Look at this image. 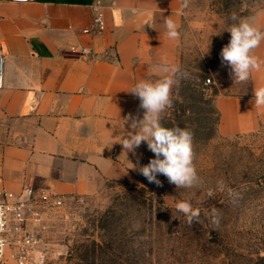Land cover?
Returning <instances> with one entry per match:
<instances>
[{
	"label": "crops",
	"instance_id": "obj_1",
	"mask_svg": "<svg viewBox=\"0 0 264 264\" xmlns=\"http://www.w3.org/2000/svg\"><path fill=\"white\" fill-rule=\"evenodd\" d=\"M98 1L106 30L85 34ZM195 1L185 7L184 0H0V50L6 54L0 189L18 193L32 185L89 197L109 182H132L149 149L142 142L126 154L120 143L132 131L124 118L144 114L130 91L140 80L162 76L164 66L179 67L181 38L167 37L165 21H174L180 33ZM83 48L89 53L81 54ZM254 54L264 61V42ZM251 79L249 96L216 98L224 136L264 124V107H255L253 98V90L264 87V66Z\"/></svg>",
	"mask_w": 264,
	"mask_h": 264
},
{
	"label": "rangeland",
	"instance_id": "obj_2",
	"mask_svg": "<svg viewBox=\"0 0 264 264\" xmlns=\"http://www.w3.org/2000/svg\"><path fill=\"white\" fill-rule=\"evenodd\" d=\"M233 13L259 27L264 0H197L190 6L179 65L188 76H178L173 105L162 114L165 127L193 133L199 184L177 188L158 175V185L139 173L132 182H109L94 196L69 197L71 215L52 229L47 264H264V124L224 136L216 107L217 97L252 92V74L234 82L221 62ZM154 158L149 150L143 166ZM183 200L199 211L198 222L189 225L176 210Z\"/></svg>",
	"mask_w": 264,
	"mask_h": 264
},
{
	"label": "clouds",
	"instance_id": "obj_3",
	"mask_svg": "<svg viewBox=\"0 0 264 264\" xmlns=\"http://www.w3.org/2000/svg\"><path fill=\"white\" fill-rule=\"evenodd\" d=\"M187 3L188 0H184L185 7ZM231 19L233 23L227 29L230 41L222 48L220 57L222 64L230 68L234 82L243 83L250 79L254 70L259 71L264 66V61L254 54V50L264 42V30L237 17L235 13ZM165 26L169 39L179 38L180 33L174 21L166 20ZM161 71L163 75L159 78L140 80L131 89L130 92L139 98V107L144 110V114L142 119L131 114L124 118L132 131L120 143L126 154L134 151L142 142L147 143L155 158L138 170L150 183L159 185L161 182L157 176L164 175L177 188H191L200 182L193 164V133L187 128H169L162 123V114L173 105L172 88L178 76L187 78L188 73L175 65L164 66ZM253 98L255 107H264V87L254 89ZM218 188L223 191L222 181L218 182ZM208 195H213L212 190H209ZM175 207L185 215L189 225L198 222L199 211L193 209L190 201H180ZM211 216L212 222L218 223L219 214L215 208Z\"/></svg>",
	"mask_w": 264,
	"mask_h": 264
},
{
	"label": "built area",
	"instance_id": "obj_4",
	"mask_svg": "<svg viewBox=\"0 0 264 264\" xmlns=\"http://www.w3.org/2000/svg\"><path fill=\"white\" fill-rule=\"evenodd\" d=\"M32 4L37 0H3ZM93 19L85 34L99 35L107 27L105 6L92 5ZM81 54L89 53L83 48ZM6 54L0 50V89L5 82ZM210 80H208V83ZM69 197L25 185L20 192L0 189V264H47L49 236L57 220L66 221Z\"/></svg>",
	"mask_w": 264,
	"mask_h": 264
}]
</instances>
